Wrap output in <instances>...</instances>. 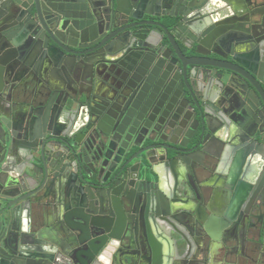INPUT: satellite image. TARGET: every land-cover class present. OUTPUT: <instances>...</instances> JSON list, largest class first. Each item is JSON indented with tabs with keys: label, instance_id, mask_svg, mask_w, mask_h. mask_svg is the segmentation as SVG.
<instances>
[{
	"label": "water",
	"instance_id": "1",
	"mask_svg": "<svg viewBox=\"0 0 264 264\" xmlns=\"http://www.w3.org/2000/svg\"><path fill=\"white\" fill-rule=\"evenodd\" d=\"M262 206L264 0H0V264H184Z\"/></svg>",
	"mask_w": 264,
	"mask_h": 264
},
{
	"label": "flooded vegetation",
	"instance_id": "2",
	"mask_svg": "<svg viewBox=\"0 0 264 264\" xmlns=\"http://www.w3.org/2000/svg\"><path fill=\"white\" fill-rule=\"evenodd\" d=\"M188 218L189 216L185 215L183 217V221H187L186 223H188ZM262 219L263 215L258 216V218L256 219H251L253 225L241 232L238 237V244H236V246H231V248H229L228 250H225L221 247V245L218 244H215L212 249H210V238L205 233H200V227L194 225L192 228V232L193 237L196 240L191 242L192 246L190 247V249L188 248L186 252L187 256H184L182 262H184V264H207V262L210 261L215 254L218 255L219 253L222 255L224 261L235 256L241 258L244 263L264 264V241L260 242L258 240L259 232L263 230L264 227L261 230L257 227V223H259L260 221L262 222ZM252 229L256 230L251 231ZM249 255L257 259V263L249 262L246 259V256ZM238 258L233 260L238 261Z\"/></svg>",
	"mask_w": 264,
	"mask_h": 264
},
{
	"label": "crops",
	"instance_id": "3",
	"mask_svg": "<svg viewBox=\"0 0 264 264\" xmlns=\"http://www.w3.org/2000/svg\"><path fill=\"white\" fill-rule=\"evenodd\" d=\"M209 185L206 188V193L211 196V198L214 200V206L218 207L221 206V203L224 201L225 198V191L222 185L221 178L219 176H216L215 174L209 175L208 179ZM262 215H263V221L257 223V227L261 230L264 227V206L261 207ZM256 229H252L251 231H254ZM238 257H231L229 260L237 259ZM239 264H250V263H244V261L241 258H238ZM207 264H226V261L223 260L222 255L218 253L215 254L210 261L207 262Z\"/></svg>",
	"mask_w": 264,
	"mask_h": 264
}]
</instances>
